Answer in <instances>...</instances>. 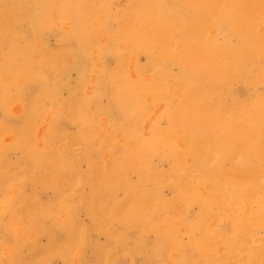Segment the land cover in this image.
<instances>
[{
  "label": "rangeland",
  "instance_id": "rangeland-1",
  "mask_svg": "<svg viewBox=\"0 0 264 264\" xmlns=\"http://www.w3.org/2000/svg\"><path fill=\"white\" fill-rule=\"evenodd\" d=\"M195 1L0 0V264H264V0Z\"/></svg>",
  "mask_w": 264,
  "mask_h": 264
},
{
  "label": "bare ground",
  "instance_id": "bare-ground-1",
  "mask_svg": "<svg viewBox=\"0 0 264 264\" xmlns=\"http://www.w3.org/2000/svg\"><path fill=\"white\" fill-rule=\"evenodd\" d=\"M253 0H241L239 3L235 4L233 7L236 12H243V11H248V9L252 6ZM195 6L197 8L196 11L199 9L204 12L203 14H200L198 12V22L197 23H205L208 18L207 14L205 13V7H208L207 3L201 2L200 0L195 1ZM134 10H129L126 13H122L121 17L123 18L122 22L123 24H127V26H130L131 29L127 31L126 36L129 37L132 41H141V42H150L151 41V34L149 33V30L147 29V25L138 22V26H134L133 23L131 22V19L134 14ZM133 20V19H132ZM251 22V19H250ZM138 27V28H137ZM85 33V30H82ZM197 45V42H196ZM121 67V73L117 79V86L119 91H121L122 94V101L121 103L128 107V109H136L137 105H141L143 100L142 92H141V84L140 83H135L131 82L128 80V76L126 72L124 71L125 68L123 65H120ZM118 80H119V85H118ZM135 103V104H134ZM46 166L42 164V167H39L34 171V175H38L39 173H42L45 170Z\"/></svg>",
  "mask_w": 264,
  "mask_h": 264
}]
</instances>
